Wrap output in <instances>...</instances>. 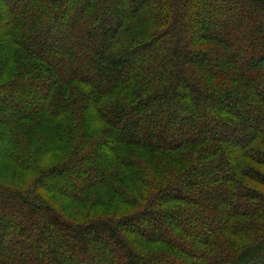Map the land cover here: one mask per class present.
I'll use <instances>...</instances> for the list:
<instances>
[{
  "label": "trees",
  "instance_id": "obj_1",
  "mask_svg": "<svg viewBox=\"0 0 264 264\" xmlns=\"http://www.w3.org/2000/svg\"><path fill=\"white\" fill-rule=\"evenodd\" d=\"M1 164L0 264H264V0H0Z\"/></svg>",
  "mask_w": 264,
  "mask_h": 264
},
{
  "label": "rangeland",
  "instance_id": "obj_2",
  "mask_svg": "<svg viewBox=\"0 0 264 264\" xmlns=\"http://www.w3.org/2000/svg\"><path fill=\"white\" fill-rule=\"evenodd\" d=\"M244 116L246 118L247 117L250 118V116H248L247 113L244 114ZM187 123H188V125L190 123H192V124L194 123L193 118L191 116H189V121ZM84 149H85V152L84 153L87 154V155H90V154H92L94 152V148H92V147H86ZM96 156L97 155H93V158H97ZM45 158H48V159H45ZM60 158H61V155L44 157V159L42 161H40L41 167H46V166H49V165H53ZM93 158L91 157V159H93ZM16 172H18V169H15L13 167H10L8 164H1L0 165V181L4 182V183H6V184H8L10 186L18 187V188H24V187H27V186L31 185V183H32V177H33L31 174H29V173H27V174H19V172L18 173H16ZM60 177L63 178V175L62 176L54 177V181L57 182L56 185H58V186L59 185L60 186L65 185V183L66 184L67 183H70V182L73 183V181L76 180L79 176H77V175L76 176H71V174H69V175H67V177H64L65 179L63 178L65 182L63 180H61ZM208 182L210 184H212L213 183V179H209ZM45 184L53 187V185H51V182H50V184L48 182H45ZM58 186H56V187H58ZM182 193L185 194V195H187L185 191L182 192ZM190 194H192L193 196H196V194L194 192L193 193L191 192ZM45 196H47V195H45ZM47 198L50 199V197H48V196H47ZM52 203L54 204V206H56L57 208H59L61 211L65 212L66 215H68L71 219L80 220L79 219L80 216L78 214L77 215L76 214H73V213H77V212H72L71 210L70 211L65 210V206L69 204V201H67L65 199L64 200L61 199L58 202H52ZM107 211L108 210H106V208L103 207V206L102 207H99V208H95V212H96L95 214H98V213L102 214V213H106ZM174 214L177 217L178 213H174ZM189 216H190V219H193L194 220V218L190 215V213H189ZM208 217L211 218V219H214V218L217 219V218L220 217V214H216V213L215 214L214 213L211 214L210 213L208 215ZM263 257H264V254H261V258H263Z\"/></svg>",
  "mask_w": 264,
  "mask_h": 264
}]
</instances>
